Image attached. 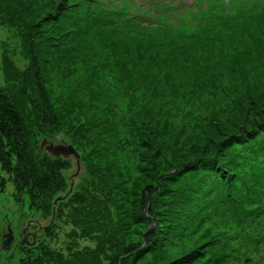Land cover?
<instances>
[{"label":"rangeland","instance_id":"rangeland-1","mask_svg":"<svg viewBox=\"0 0 264 264\" xmlns=\"http://www.w3.org/2000/svg\"><path fill=\"white\" fill-rule=\"evenodd\" d=\"M226 1L200 0L194 12L187 9L183 18L165 20L174 31L161 37L182 36L191 47L192 56L182 59L173 54V45L147 51L149 39L124 32H141L144 22L131 28L117 25L121 33L90 26L91 18L104 16L95 4L103 10L104 4L123 7L122 0H0V107L9 101L18 104L11 117L0 109V233L5 235L0 264L256 260L238 247L264 238V214L249 217L241 212L245 222L239 230L222 218L227 220V210L249 195L258 203L247 188L256 186L258 177L264 181V128L241 121L240 111L241 104L248 106L253 99L257 108L264 107V0H231L232 14H255L220 36L193 37L195 29L226 14ZM143 28L141 33L160 30ZM169 55L180 69L165 74L159 64L165 68L164 62H173L167 61ZM24 102L27 107H22ZM21 123L30 145L23 136L14 137L21 134ZM51 127L58 134L55 144L72 145L79 162H57L41 151L44 131L52 133ZM245 129L255 133L251 141L236 142L248 136ZM226 142L230 145L222 150ZM28 155L34 162L47 157L55 162V173L58 167L61 172L63 182L54 176L52 196H39L45 207L36 206L30 192L22 189L25 179L13 167ZM228 157L237 174L232 179L225 166ZM76 164L82 169L72 179ZM220 172H225L223 182ZM230 179L234 184L229 192ZM182 196L180 213L170 202ZM58 197L63 199L55 205ZM32 220L37 224L33 222L31 237L25 238L23 230ZM243 228L245 237L238 239ZM10 234L13 240L4 246ZM35 234L40 236L37 241ZM145 239L162 242H152L155 249L137 260L136 250ZM15 246L14 254L4 250Z\"/></svg>","mask_w":264,"mask_h":264},{"label":"trees","instance_id":"trees-1","mask_svg":"<svg viewBox=\"0 0 264 264\" xmlns=\"http://www.w3.org/2000/svg\"><path fill=\"white\" fill-rule=\"evenodd\" d=\"M87 1H89V0H87ZM93 2H94V0H93ZM95 5H97V7L100 8L101 12L104 13V16H103V18L100 16L101 20L94 16L93 18H91L92 23L89 22V24L91 27H93V25L96 26L102 32L106 28V29L113 30L115 33L116 32L121 33L120 27L117 25L123 24V26L131 28V26H134L133 23L136 22V20H134L133 17H126L124 19V21H121L120 23H118L121 19V15L115 14L116 16L119 17V19L117 22L114 23L113 19L110 17V14H108L103 7H102L103 10H102L100 5H98V4H95ZM252 14H255V13H250L248 15H252ZM247 16H244L243 12L232 14L230 16H225V15L214 16L207 24L203 25L202 27H199L198 29H195L193 32L196 34L193 37H195L197 35L201 36V35H199L201 33H204V34L205 33H207V34L214 33V35L220 36L221 33L227 31L230 28H233L234 25H237L239 22L245 20L247 18ZM167 19H169V18H167V17L160 18V20L157 21L156 24L155 23H147V22L143 23L145 28H147V26H153L157 29H160L156 33H153L150 31L145 32V33H141L143 31H145L143 28L144 26L142 27L143 31H141V32H135L136 29H134V28H132L130 30L131 32L126 31L125 29H123V31L125 30L124 32H128L131 34L128 36H135L138 38H142L146 42H147V39H149V41L152 43H150L149 47H146V48L144 47L145 48V49L143 48L144 50L147 49V51L161 52L160 49L165 51L167 46L173 45L174 47H177V49L173 52V54H175L176 57L182 58V59H188L187 57L192 56V54L190 53V50H189L191 47L186 44L187 41L181 40L182 38H185V37L181 36L179 38L177 36L176 37L172 36V37H169L168 39L161 37V36L167 37L168 33L171 36L170 32L174 31L170 27H167L165 25V20H167ZM248 20H250V19H248ZM105 21H107V23ZM246 21H247V19H246ZM122 28H124V27H121V29ZM189 31H190V29L186 30V32H189ZM89 34H90V31H87V35H89ZM161 42H164V43H161ZM147 51H145V52H147ZM166 55H168V54L163 53L162 56H166ZM162 56H161V58H163ZM175 56H173V58L170 55L167 56V61L173 60L175 58ZM155 60H156V58H155ZM177 63H179V62H177L175 59L170 64H166L164 62V66H166L165 68H162L161 64H159V68H160L159 71L165 72V74H166V72H171L173 70L176 71V70L180 69V67L178 66ZM156 64L157 63L155 61H153V65H156ZM180 65H181V68H183V69H185L187 66L183 63H180ZM17 72L19 73V71H17ZM23 75H26V73ZM29 80H31V79H29ZM165 80L169 81L168 79H165ZM135 84L136 83H128L127 86L132 87ZM127 86H125V88H127ZM24 94H26V90H24ZM13 98H15V97H13ZM9 103H10L9 105H5L3 107H0V109L1 108L3 109L4 114L7 113L5 115V117H11L13 114L12 112H15L13 107H15V110H16V108L18 106V104L15 101H9ZM24 105L25 106H22V107H27V103H25ZM257 106H259L257 99H253L249 103L248 106H242V104H241L240 105V111H241V117H242L241 121L246 122V124H248L250 126H251V124H254L256 122L255 124H258V126H257L258 128H264V123H263V121H264V107L257 108ZM48 107H49V104H48ZM28 109L31 110L30 108H28ZM15 114H17V112H15ZM34 114L36 117H39V114L37 111H35ZM19 115L21 116V111L19 112ZM4 121L7 122L8 119H6ZM34 122H35V120L32 121V123H34ZM38 122L39 121H37V123ZM8 123H10V122L8 121ZM20 126H21L20 127L21 128V134H19V136H14V137L16 138V140H18L20 136H23V138L25 139V141H24L25 144L30 145V141L27 138L28 135H27V133H24V126L22 125V123L20 124ZM39 128H41V124H38L37 130ZM44 132H45V135H44L45 137L43 139L46 138L50 141H54L53 140L54 137L58 138V134H57V131L55 130V128H52V133H49L48 131H46V129ZM242 132H243V134L246 133L248 135L247 137H245L244 135L240 136L239 138L237 137L236 142H239L242 144L251 141V137L255 134V133H251V135H250L249 129L242 130ZM49 136H50V138H49ZM8 139H11V138L9 137ZM3 142L4 141H2V143ZM227 145H230V143L226 142L225 146L222 147V150L225 147H227ZM30 157H29V155L27 158L22 156L21 159H19L18 163L15 164L13 167H15L14 170L19 171L25 179L24 184L26 186L22 189L30 192V194L33 197V198L32 197L31 198L36 203V206L41 205V206L45 207L46 206L45 199L40 198L39 196H40V194H42V195L46 194L47 196H52V192L54 191V189H53L54 188V178H55L54 176H56V179L59 178V181H62L61 172H59V170H58L59 167H58L57 174L55 173V168H54L55 162L50 161L47 157H40L39 161H36V162H34L35 160L30 159ZM220 158L221 157H217L215 159H217V161H220ZM53 159L56 160L57 162L58 161L61 162V160H68V159H64V158L56 159L54 157H53ZM215 159H213V160H215ZM231 161L232 160L231 159L229 160V157H228L226 160L225 166L227 167L226 170L229 172V175L232 176L231 177V179H232L237 174L233 173V171L231 170L233 168V165H234V162H231ZM57 162H56V165H57ZM23 168H25L27 172L28 171L31 172V174L29 176H27ZM76 168H78V167L76 166ZM220 168H222V167L219 166V168H217V169H220ZM81 169H82V166H80V171H81ZM77 171H78V169H77ZM82 172H83V174L82 173L81 174H82V176H84L85 172L84 171H82ZM224 173L225 172H220V181L221 182L224 181V178H225ZM15 175H16V173H15ZM30 176H32L33 180H30V178H29ZM231 179H230L229 183L227 184L229 192H230V187L234 184L233 181L231 182ZM258 179H259V177L256 180L258 182L256 184V186H251V187L247 188V193L251 194V193L255 192V194L258 196V203H256L253 199L250 201L249 200L250 195L246 199L238 201L240 203L239 205H236V203H235V206H233L232 208L227 210L228 211L226 214L227 220H224L222 218L223 223L233 224L234 227H236L237 230H239V229H241L240 227H242L243 223L245 222L243 220V218L240 216L241 212L244 211L245 214L249 217H252L254 215L264 214V181L262 178H260L259 180ZM37 184H39V185H37ZM21 195L23 196L24 192H22ZM35 196L37 198L39 197V199L37 201L35 200L36 198H34ZM184 196H182L181 201H180V199L179 200L176 199L172 202V200H173L172 199L170 202V207L177 210V212L183 213L182 209H183L184 204H185V201L183 199ZM253 204H259V207H256L257 209L248 208V207L253 206ZM257 210H259V213ZM177 212H175L173 214L175 215ZM204 216L205 217H204V219H202L201 224H203L204 221L206 220L207 214H205ZM233 216H235V217L233 218ZM199 217H200V212H198V216L195 217L194 219H198ZM244 231H245L244 228L242 230H240L241 233H243ZM85 232L86 231H84L83 234ZM95 232H96V228H95ZM97 232H100V228L97 229ZM96 236L100 237V235H96ZM237 236L239 237L238 239H242L245 237L244 233L241 236H240V234ZM152 242H154L156 245L159 246L162 241L159 240V241H152ZM151 243L149 240L148 241H146V239L144 240V243H143L144 245L141 244L142 247L140 249L136 250V254H137L136 259L137 260H140V258H142V256L144 257L145 255L151 253L155 249V248H153L152 245H150ZM204 249L205 250L203 251V254L207 255V248H204ZM238 251H240L244 254H247V255H251V256H253V259H256L254 262L246 263V264H264V257L262 256L264 254V238L258 237V240L251 243V244H249L248 242L245 241V242H243L242 247H240V246L238 247ZM240 256L241 255L239 253L238 258H240ZM38 258H40V257H38ZM209 261H210V259L208 258L207 262L209 263ZM212 264H223V263L221 260L217 259V261L215 263L213 262Z\"/></svg>","mask_w":264,"mask_h":264},{"label":"water","instance_id":"water-1","mask_svg":"<svg viewBox=\"0 0 264 264\" xmlns=\"http://www.w3.org/2000/svg\"><path fill=\"white\" fill-rule=\"evenodd\" d=\"M40 148H41V151L45 150L50 156H52V157H54L56 159H60V158H64V159L75 158L76 159V163L80 161L79 160L80 159L79 154H78V152L75 150V148L72 145H67L65 143H61V144L56 145L54 141H50V140L45 138L41 142ZM76 166H77V164H76ZM77 169L79 171L80 167L77 168ZM77 172L73 174L72 179H73V177L75 175H80L79 172L78 173ZM73 188H74V185L72 184L68 195L73 192ZM62 199H63V197H58L56 199V201H55V205H57V203L60 200H62ZM9 231L12 234V229L11 228L9 229ZM11 234L7 237L8 240L4 243V246H10V243L13 240L12 239L13 236ZM24 243L25 242H22V245ZM10 248L11 247H9V249Z\"/></svg>","mask_w":264,"mask_h":264},{"label":"flooded vegetation","instance_id":"flooded-vegetation-1","mask_svg":"<svg viewBox=\"0 0 264 264\" xmlns=\"http://www.w3.org/2000/svg\"><path fill=\"white\" fill-rule=\"evenodd\" d=\"M33 222L35 223V224H37L35 221H33L32 220V222H30V223H28V225H26L25 226V228H24V230H23V237H25V238H27V236H29V237H31V235H29V233H30V228H31V226L33 225ZM46 228L45 227H43L42 228V230H40V231H43V230H45ZM36 235V234H35ZM33 235L32 237H34V239H36L35 241H37V239H39L40 238V236L39 235ZM5 235H4V233H0V248L3 246V241H4V237ZM26 245V244H25ZM13 247V246H12ZM11 247V249H4V250H6V251H8V252H10V251H12V254H14V253H16L15 252V250H17V247L15 246L14 248H12ZM1 251V250H0Z\"/></svg>","mask_w":264,"mask_h":264}]
</instances>
